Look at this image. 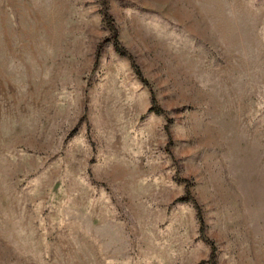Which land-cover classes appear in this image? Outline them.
<instances>
[{
	"label": "rangeland",
	"instance_id": "1",
	"mask_svg": "<svg viewBox=\"0 0 264 264\" xmlns=\"http://www.w3.org/2000/svg\"><path fill=\"white\" fill-rule=\"evenodd\" d=\"M0 264H264V0H0Z\"/></svg>",
	"mask_w": 264,
	"mask_h": 264
},
{
	"label": "trees",
	"instance_id": "2",
	"mask_svg": "<svg viewBox=\"0 0 264 264\" xmlns=\"http://www.w3.org/2000/svg\"><path fill=\"white\" fill-rule=\"evenodd\" d=\"M108 23V22H107ZM109 29H112L111 27L109 28ZM114 35L112 36V39H114ZM112 46H113V49H114V51L115 52H117V53H121L120 51V48H118V46H117V44H116V42H115V39L113 40V42H112ZM122 54V53H121ZM135 74L137 75V77H140V75H139V73L137 72V71H135ZM143 81V80H142ZM144 82V81H143Z\"/></svg>",
	"mask_w": 264,
	"mask_h": 264
}]
</instances>
